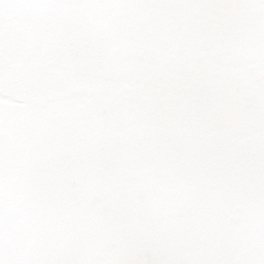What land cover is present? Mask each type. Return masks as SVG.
<instances>
[{
	"label": "snow or ice",
	"instance_id": "6c2138e0",
	"mask_svg": "<svg viewBox=\"0 0 264 264\" xmlns=\"http://www.w3.org/2000/svg\"><path fill=\"white\" fill-rule=\"evenodd\" d=\"M0 264H264V0H0Z\"/></svg>",
	"mask_w": 264,
	"mask_h": 264
}]
</instances>
